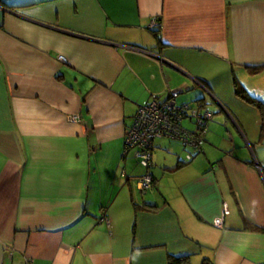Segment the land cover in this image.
Wrapping results in <instances>:
<instances>
[{"label":"crops","instance_id":"crops-1","mask_svg":"<svg viewBox=\"0 0 264 264\" xmlns=\"http://www.w3.org/2000/svg\"><path fill=\"white\" fill-rule=\"evenodd\" d=\"M171 90L211 119L140 193L123 135ZM263 118L264 0H0V264H264Z\"/></svg>","mask_w":264,"mask_h":264},{"label":"built area","instance_id":"built-area-1","mask_svg":"<svg viewBox=\"0 0 264 264\" xmlns=\"http://www.w3.org/2000/svg\"><path fill=\"white\" fill-rule=\"evenodd\" d=\"M147 27L150 30H158L159 23L153 18L149 20ZM178 93L177 90H171L163 100L153 97L147 104L138 106L124 132V154L132 152L139 166L145 170L136 180V188L140 193H145L153 187V178L148 169L151 165V146L154 139H175L190 148L191 152L185 154V160H190L193 154L200 152L203 142L201 135L207 128L211 113L199 106L176 103L175 97ZM68 119L78 120L76 116H70ZM183 120L193 124L191 131L182 126ZM100 221L106 223V218L103 216ZM213 223L219 225L220 218H216Z\"/></svg>","mask_w":264,"mask_h":264},{"label":"trees","instance_id":"trees-1","mask_svg":"<svg viewBox=\"0 0 264 264\" xmlns=\"http://www.w3.org/2000/svg\"><path fill=\"white\" fill-rule=\"evenodd\" d=\"M234 92H235V95H238V96L242 95V92L239 89H234ZM249 102L251 104H253V105H256V103L251 101V100ZM186 104H188V103H186ZM194 106H199L200 108H202L199 103H197V105H194ZM194 106H191V107H194ZM186 121H188V120H186ZM183 122H184V120L182 121V126H185L183 124ZM188 122H190V121H188ZM261 127H264V122H262V126ZM166 260H167V264H185L187 262V260H188V257L187 256H177V257H175V256L167 255ZM201 264H208V261L207 260H203Z\"/></svg>","mask_w":264,"mask_h":264},{"label":"rangeland","instance_id":"rangeland-1","mask_svg":"<svg viewBox=\"0 0 264 264\" xmlns=\"http://www.w3.org/2000/svg\"><path fill=\"white\" fill-rule=\"evenodd\" d=\"M183 124H184L186 127H188V126L193 127V124L190 123V122H188V121H186V120H184Z\"/></svg>","mask_w":264,"mask_h":264}]
</instances>
